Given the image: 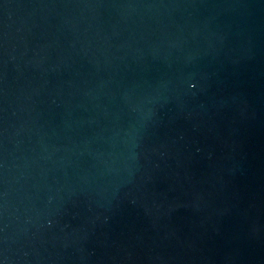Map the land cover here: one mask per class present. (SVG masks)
I'll return each mask as SVG.
<instances>
[{"label": "water", "instance_id": "95a60500", "mask_svg": "<svg viewBox=\"0 0 264 264\" xmlns=\"http://www.w3.org/2000/svg\"><path fill=\"white\" fill-rule=\"evenodd\" d=\"M0 264H264V0H0Z\"/></svg>", "mask_w": 264, "mask_h": 264}]
</instances>
